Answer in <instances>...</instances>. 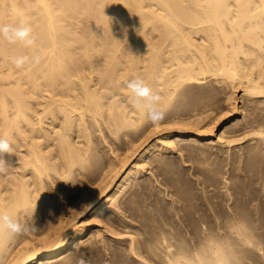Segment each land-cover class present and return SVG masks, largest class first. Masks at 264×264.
<instances>
[{
  "label": "bare ground",
  "instance_id": "1",
  "mask_svg": "<svg viewBox=\"0 0 264 264\" xmlns=\"http://www.w3.org/2000/svg\"><path fill=\"white\" fill-rule=\"evenodd\" d=\"M22 20L33 28L35 48L29 50L19 43L0 41V136L8 138L13 147L11 155L5 157L13 167L11 178L5 179L4 172L0 175V211L23 222L29 218L31 226L38 224L42 213L56 206L48 199L55 184L47 188L46 181L56 178L65 182L80 172L85 179L89 171L83 172L95 164L92 127L107 131L106 135L114 139L130 136L129 139L133 135L141 141L138 145L136 141L131 142L136 144L134 147L128 144L134 150L118 164L111 157L113 153L110 155L109 170L102 175L104 184L99 189L93 186L97 191L91 192L84 204H78L80 207L73 217L67 215L61 203L65 198L63 192L57 189L58 185L54 186L52 196L56 195L60 204L58 212L51 219L48 217L50 222L47 219V234L42 239L38 237V241L31 234L22 235L12 243L0 240V264H53L67 258L72 249L89 241L86 237L90 231L86 224L82 225V220L102 223L106 221L102 218H113L110 215L118 211L121 205V202L117 205L118 200L126 186L146 168L145 158L172 150L175 144L183 141L203 144L211 139V143L230 146L250 139L254 140L255 149L264 152V0H0V23L14 24ZM24 54L39 55L40 62L17 69L11 59ZM134 78L144 79L161 96L160 108L164 111L193 88H208L210 93L221 87L228 88L231 90L227 97L231 100L227 103L228 114L211 116L203 125L200 113L195 120L197 124L192 119L183 129L181 121L180 127L176 121L178 130L174 135L167 132L173 130L167 126L164 129H169L163 130L166 136H160V131L155 138L157 134L152 130L147 133L150 127L145 114L129 103L126 83ZM238 91L242 92V101L251 102L254 117L249 124L251 132L232 138V133L241 130L246 116L228 121L239 113ZM219 126L223 130L215 141ZM150 134H156L153 140ZM115 147L114 153L118 149ZM87 183L83 185L91 184ZM47 189H51L50 193ZM236 221L230 223V228L242 235L241 243L248 247L255 244L252 230ZM163 228L159 227L161 231L155 233L154 241L145 249L149 262L148 258L139 259L142 257L137 251L139 238L136 237L139 236L132 240L129 237L127 249L133 258L141 264H234L237 252L240 253V246L218 236V229L214 232L202 225L197 228L199 237L194 231L198 239L190 242L187 240L192 237L184 236L186 240L176 236L172 229ZM100 231L97 228L90 236ZM35 234L36 230L32 236Z\"/></svg>",
  "mask_w": 264,
  "mask_h": 264
},
{
  "label": "rangeland",
  "instance_id": "2",
  "mask_svg": "<svg viewBox=\"0 0 264 264\" xmlns=\"http://www.w3.org/2000/svg\"><path fill=\"white\" fill-rule=\"evenodd\" d=\"M207 90L209 91L210 89L204 88L202 90L200 88L198 89L193 88L191 89V92H189V94H185L184 97L181 96L180 98H178L177 99L178 101L176 100L175 101L176 103L174 102L171 108L165 111L167 115H166V119L160 122V125L162 126H157L156 124L152 126V123L149 122L148 127H150V129L148 128L149 130L147 133H151V130H152V133H156V134L161 131L160 132L161 134L158 133L160 136L161 135L166 136L165 133L167 132H171L170 135H174L176 131L178 130V127H176L177 125L180 127V124H181V127H184L183 129H185L187 127L185 124H189V122L192 119H193V122H195V120H197V117H200L201 114H203L201 115V120L203 119L202 120L203 125L208 121V119L211 118V116L218 117V116H222L224 113H225L224 115H227L228 110H229L228 109L229 105L227 103L231 101V100H228L231 90L225 87L223 88L221 87V89L218 88V91H216L215 93L214 91L213 93L207 92ZM203 91L204 93L205 92L207 93L204 94L202 93ZM241 95H242V92L238 91L237 96L239 100L236 102L237 104L236 106L238 107L237 109H239L238 111L239 113H237L236 116L229 118L228 121H234L238 118H243L244 114L246 115L245 116L246 121L244 120V122H241V125H240L241 130L236 133H232L233 135V136L231 135L232 138L243 137V135H246V132L249 133V131L251 132L250 129H252L250 125L252 124L251 119L254 117V114L253 115L251 114L252 112H254L252 109L253 106H250L252 104L248 100L242 101V99H240ZM207 104L210 106H208ZM245 108L247 110H245ZM202 109L206 110L205 111L206 113L200 112ZM211 109L212 111H214V113L211 111ZM176 121L178 122L177 125H176L177 123ZM180 121L181 123L179 124ZM172 122L174 123L176 122V123H175V126L173 123L171 127L170 124H172ZM195 123L197 124V122ZM156 126L157 128H155ZM167 126L172 128L173 130L171 131L170 129L169 131H167V129L169 128L167 129L165 128L167 132H164L165 131L164 127H167ZM198 126L200 127V123L196 125L197 128ZM160 127L162 128V130H159L161 129ZM242 128L244 131L242 130ZM92 129L91 130L93 131V135L91 136L92 138L91 147L92 149L94 148V150H96L95 151L96 153L94 154L92 159H93V163L95 164L89 167L88 168L89 170L87 169V171L83 172L86 174L89 171L88 172L89 176L88 174H86L87 177H85V179L86 178L87 179L85 180L84 179L85 175L83 174L81 176V172H80V173H77L76 176L72 177L71 179L69 178L65 180V182L64 180L59 181L56 178H55L56 180L53 178V181L50 179L52 181V184H48L49 182L51 183V181L49 182L46 181L47 188L50 185L53 186L54 184L56 188L59 186L57 189L61 190L63 192L62 194H64L63 196H65L64 198L65 200L64 199L61 200L63 201L61 203L64 205V209H66L65 211L67 212V215L70 217L71 216L73 217L74 211L76 213V209L77 210L79 209L80 206H78V204L80 205L84 204L85 201L88 199V196L91 194V192L94 194L95 188L99 189L101 185L104 184L102 179L105 173L109 170L108 163H109L110 155L113 153L111 157H113V159L118 164V162L120 163L121 162L120 160H123L124 157H126L127 155L130 156L132 153V150H134V148L132 149L128 148L130 147L129 145H133V147L136 145V144H132L131 142L134 143V141H136L138 145L141 141L139 138V142H138V136H133V135H131V138L133 137V140L131 138L128 139V137L130 136H127V138L124 137V139L120 138L122 139V141H120V139L112 138L110 135H108V133L106 135L107 131L105 130H104L105 132L104 133V132H100L95 127H92ZM221 129H222V126H219V129L217 128V131L215 134L216 135L215 141L218 140L219 138L218 135H220L221 131L223 130ZM97 131L99 132L97 133ZM101 133H103V135L105 134L104 141L102 138L103 135ZM156 134H153V136L150 134L152 136V138L150 139L153 140L154 135ZM158 134L155 136V138L159 136ZM249 140H245L242 143H235L234 145H230V146L226 145L227 147L225 145H221L217 143L214 144L215 142L211 143L212 142L211 139L203 141V144H190L187 142L186 144L184 143L185 141H183L181 144L180 143L175 144L176 148L174 147V149L172 150H168L158 155L153 154L154 156L152 155L149 158H145V163L148 162V164H145L146 168L142 170L143 172L142 171L139 172L138 174L139 176L135 177L134 179L130 181V183H128L129 185L126 186L125 188L126 191L125 190L123 191L122 193L123 196L121 194L120 196L121 198L119 197V200H118L119 203L117 202L118 203L117 205H119L121 202V205H119L120 207L118 206L119 207L118 211L112 214L113 216L110 215L111 217H113L110 219L112 220L115 219V220L110 221V219L105 217L104 219L102 218V220H106V221L108 220L109 223L108 221L107 222L101 221L102 223H98L97 221L93 220L94 222L89 221L91 222L90 224L89 222H87L88 220H91L90 218L86 219L87 223H85V221L83 222L82 220L81 222L82 225L86 224L87 231H90L89 236L86 237L87 241L88 240L89 241L88 242L84 241V243L85 242L86 243L85 244L83 243L82 244L83 246L80 244L74 250L72 249L71 253L67 257L68 259L63 258V259H59V261L58 260L56 261L58 262V264H76V260L80 256H83L88 261V264H118V263L119 264H134V263L141 264L139 260H137L135 257L133 258L129 249H127L129 248L127 246H129L130 238H131L130 240H132V237H136L137 235L139 236V237H136V239L139 238L137 239L138 240L137 245L139 246L138 247L136 246V247H137V251L139 250V253H141L140 256H142V257L139 256L140 257L139 259H141V261H145L149 256V253L146 251L148 250L146 249V247L149 248L152 241H154L152 238L153 237L155 238L156 236L155 233L158 234L157 231L158 230L161 231L159 227L163 228L166 226L165 227L166 229L168 228L172 229L173 233L178 237L184 238L185 236L187 239H190L192 237L190 240H187L186 238H184L187 241L191 242L192 240H197L199 237L198 235L200 234L199 233L200 230H197V228L200 229L202 225H205V227L207 228L211 227L212 229L211 228L210 229L213 230L214 232L218 229L219 232L216 231L218 236L227 237L228 240L230 239L231 242L237 243L240 246L239 247L236 244V246L239 247L238 251H240V253L237 252L238 254V255L236 254L237 259L234 264H264V172H263L264 171V158H263L264 152L261 153L259 149H255V145H254L255 143L253 142L254 140L252 141H249ZM93 144L96 145V147ZM109 144L112 146H110ZM252 144L254 145V147ZM111 147L112 149H110ZM114 147L115 149H117L118 147L115 153L113 151ZM249 149H251L252 151ZM118 158H119V161H118ZM11 166L12 165L9 164V166L7 167V170L8 168H10L8 172L5 171L4 174L0 173V175L1 174L3 176L5 175V179L7 180L11 178L10 174L12 173L10 172L13 171V167ZM103 170H105V172ZM8 174L9 176H7ZM79 174H80V178H82L81 180L79 178ZM77 179L78 181L79 180L80 181L78 182ZM57 180H58V183L55 182ZM84 182H85V185L86 183L87 185L91 183L89 184L91 186L88 185L90 189L89 188L87 189L88 186L86 187L85 185H83ZM77 183H79L78 184L79 187H77ZM65 185L66 186L68 185V186L66 187ZM54 186L52 188L49 187L52 189V190L50 189L51 193L49 192L50 190L47 189L48 192L50 193V194L48 193L49 194L48 199L50 198L52 199V200L51 199L49 200L50 203L51 202L53 203V204L51 203L53 207L56 205L53 208L54 210L53 209L51 211L47 210L46 212L49 214H44L46 213L44 211V213H42L43 217L42 216H41L42 218L40 217V219L41 220L43 219V220L42 221L39 220L38 222L39 225L36 222L34 223L35 225V226L33 225L34 228L38 225L36 228H38L39 230L41 229L40 230L41 232L37 234L38 229L35 228L36 236L35 235L32 236V233H34L35 230L29 231V233H27L28 235L31 234L30 236L34 241H38L39 239H42L47 234L48 232L47 223L50 222V219L53 217L54 214L58 212L57 210H59L58 208H59L60 202H58V200L55 198L56 195L54 197L52 196L54 195V192H53L54 191L53 188H55ZM93 186H95V188ZM68 189H71V190H68ZM85 190H88V191H85ZM82 191L83 193H86V192L87 193L85 195L81 194ZM80 195H84L85 198L86 197L87 198L86 199L82 198L84 196L81 197ZM80 198H82L83 200L82 199L80 200ZM56 202H58V204ZM75 204L77 205L76 206L77 208H74ZM70 206L71 207L73 206L72 207L73 211L70 209ZM56 207L57 209H55ZM68 208L69 210H71L70 212L72 213L68 211ZM69 213L72 215H70ZM238 213L241 215L240 219H239ZM44 217L46 218L44 219ZM47 219L49 220V222ZM114 221L115 223L113 225ZM153 221L157 224H154L152 226V223H154ZM235 221L239 225L241 224L240 222H242L244 225L246 224L245 227L246 228L248 227V229H250V232L252 230L251 232L252 238L256 239L254 241L255 244H251L252 247L250 245L248 247L247 244L244 245L243 244L244 242L241 243L242 241L241 239H243L241 238L242 235H239L236 232L234 233L233 231L234 229L230 228V223L234 224ZM40 222L41 223L43 222L44 224L43 223L41 224ZM25 223L27 224L29 223V225L30 224L32 225V223H30L29 218H26ZM162 224H163V227H161ZM45 225H47V227ZM51 225H53L52 221H51ZM105 225H108V226H105ZM131 225L133 226V229ZM196 225L198 227H196ZM200 225L201 227H199ZM214 225H215V228L212 227ZM126 226L127 227L131 226V227L127 228ZM97 228L101 231L97 235L94 234L93 237H91L90 235ZM134 228H136L138 232ZM121 230L123 232H121ZM194 231L197 233L198 237L196 236V233ZM255 231H256L257 236L255 234ZM140 232L144 234H141ZM192 232H194L195 235ZM42 233H44V235ZM191 233L193 235H191ZM51 234L54 235L55 233L54 234L51 233ZM228 234L230 236H226ZM119 237L121 238V240ZM99 240L102 241V244H100L101 242ZM146 242L147 244H145ZM111 243H112V246H111ZM119 251H121L122 253ZM144 255L145 256L147 255V256L144 257ZM66 259H67V262H66ZM149 259L150 258H148L147 260L148 262H149ZM136 260L138 262H136ZM57 262H54L53 264L55 263L57 264Z\"/></svg>",
  "mask_w": 264,
  "mask_h": 264
},
{
  "label": "clouds",
  "instance_id": "3",
  "mask_svg": "<svg viewBox=\"0 0 264 264\" xmlns=\"http://www.w3.org/2000/svg\"><path fill=\"white\" fill-rule=\"evenodd\" d=\"M0 41H7L10 44H21L26 49L36 47V38L33 35V28L30 23L20 21L18 23H0ZM11 62L17 69H22L27 64H38L39 55H18L12 57ZM131 106L145 114L146 119L152 124H158L166 119L167 113L160 108L161 96L147 84L144 79L134 78L126 83ZM13 147L10 140L0 136V173L7 171L8 162L5 157L10 156ZM33 226L19 220L17 217L0 211V240L12 243L18 237L34 231ZM76 264H88V261L80 256Z\"/></svg>",
  "mask_w": 264,
  "mask_h": 264
}]
</instances>
